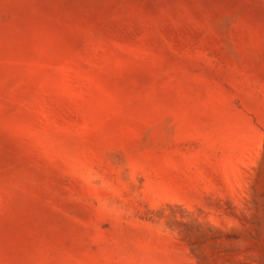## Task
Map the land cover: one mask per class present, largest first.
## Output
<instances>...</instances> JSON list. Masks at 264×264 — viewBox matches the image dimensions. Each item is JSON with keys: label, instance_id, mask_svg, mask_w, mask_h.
<instances>
[{"label": "rangeland", "instance_id": "374dc122", "mask_svg": "<svg viewBox=\"0 0 264 264\" xmlns=\"http://www.w3.org/2000/svg\"><path fill=\"white\" fill-rule=\"evenodd\" d=\"M0 264H264V0H0Z\"/></svg>", "mask_w": 264, "mask_h": 264}]
</instances>
